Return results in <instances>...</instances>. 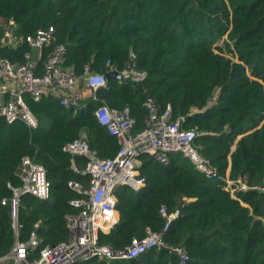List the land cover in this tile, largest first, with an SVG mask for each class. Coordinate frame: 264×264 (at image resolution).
I'll return each mask as SVG.
<instances>
[{"label":"trees","instance_id":"1","mask_svg":"<svg viewBox=\"0 0 264 264\" xmlns=\"http://www.w3.org/2000/svg\"><path fill=\"white\" fill-rule=\"evenodd\" d=\"M11 21L20 41L0 48V57L14 64L29 50L25 38L48 27L55 36L41 62L63 44L61 67L76 75L86 66L102 74L119 71L134 52L146 79L107 80L96 97L110 108H128L133 133L145 128L144 101L150 98L158 112L170 106L172 121L181 119L183 129L198 133L199 154L220 175L247 187L232 196L236 184L226 189L181 154L169 153L166 163L142 155L138 172L145 186L114 191L119 219L109 232H99L98 242L119 249L143 238L146 229L160 232L164 206L168 213L179 211L162 235L168 247L135 259L77 264H182L174 247L186 252L185 264H264V0H0V38ZM25 100L38 119L36 130L0 117V202L11 197L8 183H18L22 157L43 166L49 197L25 195L18 212V239L25 241L35 229L41 248L66 240L65 216L76 211L70 201L78 197L68 182L89 184L71 167L72 158L77 169L86 159L62 147L85 132L90 149L105 159L115 156L119 144L97 123L99 102L91 97L71 111L49 97ZM14 241L9 207L0 203V256Z\"/></svg>","mask_w":264,"mask_h":264},{"label":"built area","instance_id":"2","mask_svg":"<svg viewBox=\"0 0 264 264\" xmlns=\"http://www.w3.org/2000/svg\"><path fill=\"white\" fill-rule=\"evenodd\" d=\"M54 36L53 27L27 36L25 42L29 50L23 54V62L20 64L0 57V117L8 124L20 121L30 130H36L39 122L30 110L26 97L36 102L49 97L57 99L62 107L79 108L84 101L85 90L93 100L99 102L94 111L95 119L109 135L117 139L119 149L114 157L101 159L95 150L90 149L85 133H80L78 138L62 147L63 152L86 159L84 168L77 169L72 158L71 167L77 173L87 175L89 184L84 186L77 182H68V186L78 195L70 201L71 207L76 211L65 216L68 239L56 244H46L41 248L35 229L28 234L25 241L18 239V212L20 200L25 195L47 199L50 195V183L43 166L28 156L22 157L16 171L20 184L14 186L8 183L11 197L3 198L0 202L1 205L9 207L10 227L15 237L9 252L0 256V264H77L92 259H135L149 250L168 247L162 235L178 217L179 211L168 213L164 206L159 209V215L164 219L160 232L146 229L143 238H133L127 246L119 249L98 242L99 232H109L117 224L114 191L119 187H129L137 191L145 186V179L138 172L142 155H149L161 163H166L169 153H178L187 158L206 178L225 182L226 189L234 184L237 185L235 190L247 189L240 180L231 181L220 175L199 154L194 145L198 133L183 129L181 119L172 121L170 106L158 112L150 98L144 101L143 106L149 111L145 128L133 133L135 121L130 117L128 108H110L95 95L98 90L107 87L105 74L92 71L88 66L84 68L82 75L62 68L65 52L63 44L55 46L47 54L45 61L41 62L43 50L52 43ZM19 41L20 38L15 39L9 29L0 38V48L15 47ZM106 65L109 66L110 62L107 61ZM116 72L120 75L119 81L130 83H140L147 76L146 72L137 69L136 55L132 51L129 53V63ZM172 250L180 257L181 263L185 264L188 259L186 252L180 247ZM34 253L36 255L32 257Z\"/></svg>","mask_w":264,"mask_h":264},{"label":"crops","instance_id":"3","mask_svg":"<svg viewBox=\"0 0 264 264\" xmlns=\"http://www.w3.org/2000/svg\"><path fill=\"white\" fill-rule=\"evenodd\" d=\"M10 24L12 25L11 28L13 29L14 25L12 24V21L10 22ZM11 28H10V29H11ZM83 93H84V100H85L86 98H89V97H90V93H89V92H87V91L84 90ZM27 98H29V97H27ZM25 99H26V98H25ZM83 102H84V101H83ZM83 102H82V103H83ZM81 106H82V104H81ZM195 110H196V109H195ZM195 110H194V111H195ZM80 133H85V132H80ZM232 149H234V146L232 147ZM115 155H116V154H115ZM140 164H141V161H140ZM139 166H140V165H139ZM17 181H18V183H16V184H12V185H14V186H18V185L20 184V181L18 180V178H17ZM230 191H231L232 196H234L236 190H235V189H233V190L231 189ZM116 201H117V200H116ZM183 201H185V202H190V201H192V199H186V198H184ZM176 210H177V209H175L174 211H176ZM118 219H119V218H118V215H117V222H118ZM36 223H37V227H39V225H40V221H38V222H36ZM36 223H35V224H36ZM34 226H35V225H34ZM39 238H40V237H39ZM67 239H68V235H67V237H66V240H67ZM66 240H65V241H66ZM40 241H41V238H40ZM14 242H15V241H14ZM61 242H62V241H61ZM12 246H13V245H12ZM11 248H12V247H11ZM11 248H10V249H11ZM8 252H9V251H8ZM8 252H7V253H8Z\"/></svg>","mask_w":264,"mask_h":264},{"label":"water","instance_id":"4","mask_svg":"<svg viewBox=\"0 0 264 264\" xmlns=\"http://www.w3.org/2000/svg\"><path fill=\"white\" fill-rule=\"evenodd\" d=\"M105 76L107 78V80H110V79H117V80H120V75L116 72V71H107L105 73ZM68 110L71 111L72 108L71 107H68Z\"/></svg>","mask_w":264,"mask_h":264},{"label":"rangeland","instance_id":"5","mask_svg":"<svg viewBox=\"0 0 264 264\" xmlns=\"http://www.w3.org/2000/svg\"><path fill=\"white\" fill-rule=\"evenodd\" d=\"M11 30H12V33L14 34V36H15V39H19V37L17 36V31H15V28L13 27V29L11 28Z\"/></svg>","mask_w":264,"mask_h":264}]
</instances>
